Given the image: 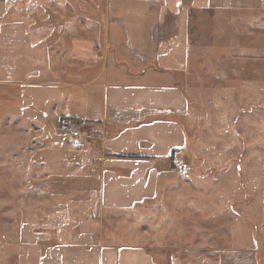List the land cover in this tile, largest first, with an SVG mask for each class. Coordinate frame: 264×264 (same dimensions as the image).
<instances>
[{"label":"crops","instance_id":"crops-1","mask_svg":"<svg viewBox=\"0 0 264 264\" xmlns=\"http://www.w3.org/2000/svg\"><path fill=\"white\" fill-rule=\"evenodd\" d=\"M247 75L261 85L249 99L262 103L264 0H0V97L15 98L17 105L1 121L34 126L32 158L51 170L39 180L46 181L51 201L22 213L23 235L31 244L26 249L32 252L22 263L137 264L132 258L140 256V264H182L168 252L176 244H160L156 257L146 253L150 245L120 257L94 233L96 214L81 207L94 200L101 209L118 210L151 201L159 181L175 173L171 150L178 172L191 168L182 158L187 139L198 134L196 93L206 92L209 107L235 100L240 106L246 103L245 93L239 94ZM259 110L261 120L255 110L248 121L263 126L264 108ZM221 116L213 122L221 125V135L229 137L234 129L237 137L246 136L244 114ZM50 118L55 125L45 132L41 125ZM73 119L91 140L63 129ZM205 138L207 143V133ZM216 149H207L206 165ZM259 151L264 156V145ZM250 153L244 150L243 158ZM229 176L239 189L229 199H244L246 189L258 208L233 212L215 264H264L262 165L237 166ZM190 181L197 197V184ZM204 181L208 203L215 184ZM205 217V246H214V216ZM185 219L194 236L190 244L197 246L203 223L193 212L180 217L174 234L186 233Z\"/></svg>","mask_w":264,"mask_h":264},{"label":"rangeland","instance_id":"rangeland-1","mask_svg":"<svg viewBox=\"0 0 264 264\" xmlns=\"http://www.w3.org/2000/svg\"><path fill=\"white\" fill-rule=\"evenodd\" d=\"M247 76L250 77L242 85L244 92L239 94L245 93L246 103L241 101L240 106L236 104L237 100H235V104L230 101L229 105L224 106L214 101V106L209 107V105H205L206 92L199 91L196 93L198 106L194 108L197 111L194 118H200L201 121L194 123L198 128L197 138L187 139L182 158L187 167L192 164L191 168L178 172L177 166L173 164V158L169 160L171 172L175 171V173H172L171 178L165 182L159 181L157 195L151 201L118 210L101 209L98 202L94 200L86 204L85 208L84 205L83 208L81 207L83 213L96 214V219L92 224L95 231L93 232L97 235L100 232L104 245L114 247V252H118L120 257L125 251L129 253L140 252L143 251V246L150 245L152 248L145 251L147 254L156 257V250L158 251L160 244L167 246L176 244L179 248L175 252H168L173 254V258L174 256L181 257L182 264H215L219 249L222 247L221 245L225 244L227 227L233 212L254 211L258 208L257 202L255 205L250 203L246 189L244 199L230 200L232 195L238 197L239 189L237 190L238 184H231L234 180L229 176V173L236 172L237 166L257 163L262 165L264 177V156L259 151L264 145V125L262 126V123L259 122L248 121L252 118L255 110H257L255 113L259 111L263 113V110L259 109L264 108V94L261 95L262 103L251 102L249 95L258 94L257 90L261 85L253 81L254 75ZM262 85H264V81H262ZM5 94L13 93L8 90ZM3 97H0V264H20V262L23 264L22 260L30 257L31 251L26 249V246H31V244L23 235L22 213L27 208L51 201V199H47L46 181H39L45 177L47 172L51 174V170H44L45 166L41 165L40 162L34 163L35 160L32 158L33 153L29 148L32 146L31 136L34 135V126L25 120L14 122L12 118L1 121L3 116L12 114L15 106L17 107L15 98L10 100V98ZM208 112L210 113L208 114ZM240 113L244 114L247 120L245 123L246 136L243 138L238 135L237 137V132L234 129L231 130L229 137L224 134L221 135V125L213 122L219 121L220 123L221 115L226 118L232 117L233 120V117L239 116ZM255 117L257 120H261L257 113ZM50 121L47 125L44 123L41 125L43 131H52V125L55 124L51 118ZM236 124V121L232 122L230 128L232 129V125ZM71 127H79V131L82 132L85 128L72 122L63 123V129L69 134H71ZM187 127L189 128V126ZM261 127L263 128L262 132H260ZM206 128L207 132H205ZM240 131L242 132V129ZM29 133L31 135H28ZM231 133L233 134L231 135ZM75 138L91 140L85 135ZM44 146L46 145L43 144ZM212 147L217 149L213 153V159L208 161L209 164L206 165V151ZM244 150L251 151L252 155L250 153L243 158L242 152ZM209 152L212 153L213 151L209 150ZM206 166H208L207 169ZM191 173L198 177L197 181H195V177H191ZM35 177L37 179L33 180ZM204 178L214 180L213 184H215L213 186L214 199L208 200V203L207 199L202 197L210 188L205 183ZM190 180L193 184H197L195 187L199 191L197 197L190 192ZM220 181L222 182L219 183ZM226 182H229L227 183L229 189L224 187ZM81 205L82 203L75 204V208ZM192 212L198 216V223H203V225H198L199 235L198 239H195L197 246L190 244L194 236L189 231V219L184 220L186 233L181 234L180 231H177L178 234H174L180 217L188 216ZM206 213L214 216L209 219V222H212L211 224L214 226V232L217 233L214 237L210 236L214 238V246H205V240L209 236L201 233V227L205 226ZM243 215L245 217V214ZM119 254L116 257L117 260ZM132 259L137 264L141 263L140 256H135Z\"/></svg>","mask_w":264,"mask_h":264},{"label":"built area","instance_id":"built-area-1","mask_svg":"<svg viewBox=\"0 0 264 264\" xmlns=\"http://www.w3.org/2000/svg\"><path fill=\"white\" fill-rule=\"evenodd\" d=\"M74 126H78V125H74ZM78 128L79 127H71L70 128V132H71L73 137H81L82 135H85L88 138L91 137V133L89 131L85 130V132H82V131H79Z\"/></svg>","mask_w":264,"mask_h":264},{"label":"trees","instance_id":"trees-1","mask_svg":"<svg viewBox=\"0 0 264 264\" xmlns=\"http://www.w3.org/2000/svg\"><path fill=\"white\" fill-rule=\"evenodd\" d=\"M60 121H63V118H61ZM73 121H75L76 124H79L80 123V121H78V120H74L73 119ZM173 153H174V150H171V153H170V156H169L170 160L173 158L172 157Z\"/></svg>","mask_w":264,"mask_h":264}]
</instances>
